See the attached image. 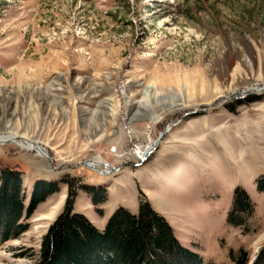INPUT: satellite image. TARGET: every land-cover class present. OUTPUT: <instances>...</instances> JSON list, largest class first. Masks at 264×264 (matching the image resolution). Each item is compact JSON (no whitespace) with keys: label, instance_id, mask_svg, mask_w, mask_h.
<instances>
[{"label":"rangeland","instance_id":"rangeland-1","mask_svg":"<svg viewBox=\"0 0 264 264\" xmlns=\"http://www.w3.org/2000/svg\"><path fill=\"white\" fill-rule=\"evenodd\" d=\"M9 134L0 167L18 174L24 210L38 185L53 189L27 230L0 243V264L35 263L63 180L77 190L73 212L98 230L146 198L204 262L234 264L230 251L243 249L252 264L264 247V0H0ZM97 159L106 173L82 164ZM235 187L254 205L246 232L226 220Z\"/></svg>","mask_w":264,"mask_h":264},{"label":"trees","instance_id":"trees-1","mask_svg":"<svg viewBox=\"0 0 264 264\" xmlns=\"http://www.w3.org/2000/svg\"><path fill=\"white\" fill-rule=\"evenodd\" d=\"M62 182L68 185L63 211L42 236L34 264H213L204 262L199 254L181 246L169 223L146 198L140 200L136 214L119 207L104 228L98 230L83 214L73 212L77 190L68 181ZM52 186L51 183L38 185L31 194L30 205L24 210V194L19 190L18 174L9 166L0 167V243L27 230L26 214L35 203L44 200ZM81 187L94 195L91 186ZM257 189L264 191V177L257 182ZM232 198L227 223L246 232L254 205L240 187L234 188ZM93 200L95 203L102 201L97 196ZM229 255L234 264L248 263L243 249L230 251ZM252 264H264V247Z\"/></svg>","mask_w":264,"mask_h":264},{"label":"bare ground","instance_id":"bare-ground-1","mask_svg":"<svg viewBox=\"0 0 264 264\" xmlns=\"http://www.w3.org/2000/svg\"><path fill=\"white\" fill-rule=\"evenodd\" d=\"M17 137L13 134H9L6 136H0V144H2L3 142H5L7 139L12 141V142H16ZM22 140H20V144L21 146L29 149V150H33L34 152H36V154L38 156L41 157H46L47 156V152L46 149L44 147H42L40 144H36L31 140H28L26 138H21ZM19 143V142H18ZM17 143V144H18ZM155 143L153 142L152 145H149L148 147H146L145 149H143L142 151H140L139 149L137 150V154L139 156V158H143L146 157L152 150L154 147ZM49 154V153H48ZM106 167L108 168L107 165H105V163L101 160V159H97L93 162H88V167L89 169H93V170H98V171H102V173H106V171H103L100 167Z\"/></svg>","mask_w":264,"mask_h":264},{"label":"water","instance_id":"water-1","mask_svg":"<svg viewBox=\"0 0 264 264\" xmlns=\"http://www.w3.org/2000/svg\"><path fill=\"white\" fill-rule=\"evenodd\" d=\"M6 141H10V140H6ZM5 141V142H6ZM47 152V151H46ZM46 159H48L50 162H51V164H53V157L51 156V154H48V152H47V156H46ZM91 160H88V161H85V162H83L82 164L85 166V167H88V162H90ZM114 168V167H113ZM112 169V168H111Z\"/></svg>","mask_w":264,"mask_h":264}]
</instances>
